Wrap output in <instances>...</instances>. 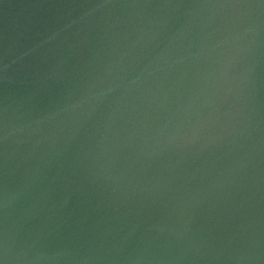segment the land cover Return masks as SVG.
Here are the masks:
<instances>
[{
    "label": "water",
    "instance_id": "95a60500",
    "mask_svg": "<svg viewBox=\"0 0 264 264\" xmlns=\"http://www.w3.org/2000/svg\"><path fill=\"white\" fill-rule=\"evenodd\" d=\"M0 264H264V0H0Z\"/></svg>",
    "mask_w": 264,
    "mask_h": 264
}]
</instances>
